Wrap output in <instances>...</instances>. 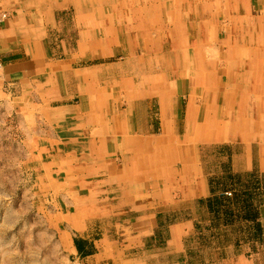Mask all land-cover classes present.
Listing matches in <instances>:
<instances>
[{
	"label": "crops",
	"instance_id": "1",
	"mask_svg": "<svg viewBox=\"0 0 264 264\" xmlns=\"http://www.w3.org/2000/svg\"><path fill=\"white\" fill-rule=\"evenodd\" d=\"M79 1L83 2L0 0V15L9 14L7 22L0 25V91L7 101L18 100L25 92L33 93L35 104L39 106L37 114L43 115L44 109H40L43 106L53 114L62 115L56 121L35 115L34 126L26 118H16V135L25 138V146L29 138L39 137L96 147L97 152L91 150V154L84 148L71 154V159H75L72 158L74 155L76 159L80 158L72 165L83 163L81 174L89 180L84 188L98 191V200L88 205L84 221L110 223L118 216L130 224L127 227L117 224L118 231L122 226L126 230L123 235L126 240L121 246L115 245L116 251L114 247L100 250L93 244L94 253L83 264H104L102 257L108 252L114 256V264H264V197L257 201L256 218L244 225H256L261 229L259 238L263 242L220 245L218 239L224 234L219 230L212 232L209 224L210 220L214 222L211 216L217 208L215 196L218 194L214 190L219 179L254 176L257 189L262 191L258 195L264 196V33L262 45H243L231 38L239 37L240 32L245 37L246 31L254 35L253 30L258 26L264 30V7L257 0H250L251 4L244 7V15L237 17H243V22L235 21L230 33L226 29L223 40L217 35L216 45L212 43L222 56L216 62L215 59L211 61L209 55V64L203 65L205 71L199 85L206 89L204 95L209 89L222 99L214 108L202 97L194 95V75L189 69L190 78L183 68L172 69L174 83L171 88L144 81L145 77L156 75L159 64L153 67L147 64V56L145 65L138 68L129 62L134 56H129L126 47L132 45L126 43L125 34L117 35L116 32L128 29L121 20H116L117 17L124 18L123 8L108 11L115 16L117 41L107 47L106 54L88 59L84 48L90 41L85 36L90 33L98 40L104 37L103 17H99L97 11L77 6ZM197 8L202 12L200 6ZM111 9L113 7L107 8ZM196 19H201L200 14ZM213 25L217 29L214 22ZM251 25L256 27L252 29ZM201 29L204 27L199 26ZM198 38L205 45L206 39H211ZM188 43L200 42L197 39ZM227 43L239 50L245 47L257 50L256 60L231 59ZM167 46H162L161 58L169 53ZM196 51V56L201 57L200 51ZM117 56H122L125 62L110 60ZM231 62L233 65L229 66ZM218 70L222 72L215 73ZM124 81L132 83L129 91L122 85ZM28 86L31 90L26 89ZM106 93L112 98L103 97ZM245 96H248L246 102ZM183 100L187 111L182 119ZM14 112L17 117L24 113L28 115L27 109L21 114ZM105 118H109V122ZM246 120L255 123V129L243 125ZM156 125L159 127L157 132L154 131ZM118 128L125 130L124 135L117 133ZM121 143L128 151L130 146L135 147L136 161L125 159L127 151ZM18 150L23 160L32 157L29 150ZM219 157L226 167L228 165L227 171L218 170ZM24 165L28 163L24 162ZM73 186L83 190L80 184ZM199 202L208 204V212L203 209V214L207 212L210 219L209 231L202 230L203 233L198 231V221L202 218L199 217L201 209L196 206ZM181 214L182 218H179ZM174 217L176 221L167 231L166 245L157 246L160 239L156 235L158 220L168 222ZM90 230L88 227L85 232ZM222 232L227 235L229 231ZM198 236L215 239L212 247L198 242V252L203 260L200 263L188 257L189 240ZM87 237L92 236L87 234ZM152 239L156 246H148ZM132 252L140 256H126ZM169 257L176 261L169 262Z\"/></svg>",
	"mask_w": 264,
	"mask_h": 264
},
{
	"label": "bare ground",
	"instance_id": "2",
	"mask_svg": "<svg viewBox=\"0 0 264 264\" xmlns=\"http://www.w3.org/2000/svg\"><path fill=\"white\" fill-rule=\"evenodd\" d=\"M191 0H83V2L78 3L77 6H82L84 8H88L89 11H93L98 13L99 17L102 20V33L103 38H99L101 40L96 39L92 34L88 33L87 39L90 41L88 45H86L85 53L88 59L97 58L103 55L108 46L113 45L118 39L117 35L121 33L122 35L125 34L127 37L126 43H131L128 46L127 53L134 57H130L129 62L135 64L138 68L140 65H145L146 56L148 57L149 61H146L147 64H150L152 67L153 65L159 64L156 67L155 73L156 75H152L149 78L145 77L146 83H150V85H156L160 87L161 85H165L169 88L173 87V78H172V69L179 71L182 70L186 72L185 74L189 76L187 70L191 71L194 75V95L198 96L208 103L209 106L217 108L220 105L222 99L216 96L214 93H210L209 89L204 95V91L206 89H202L199 85L202 83L201 74L204 73L203 65L209 64V55L211 54V61L215 59L216 62L222 56V53L219 52L220 50L216 47L212 46V43L215 44V39L218 33H216V29L213 25L214 16L217 17V14H221V16L228 17L229 26L226 28L227 31L230 33V28L232 24L236 22H243V17L237 18L236 14L233 9H237V0H227L226 5H222V2L219 0H193L192 4L190 5ZM197 1V3L195 2ZM242 1V0H241ZM249 0H244L242 2L243 7L248 5ZM198 2L206 9L210 10L212 8L214 11L211 14L212 19L202 20L204 22L198 24L201 28H205L207 35L211 39H206L207 44H203L198 36H197V29L198 25L196 26L195 21L201 20L196 19V15L201 14V11L197 8ZM108 7H113L111 10H107ZM124 10L125 15L121 17H117V21L126 25L127 30L124 32L122 29H118L117 35L114 33V29L116 26L115 19L112 14L109 12H113L115 10L121 9ZM240 6L238 5V10ZM115 9V10H114ZM193 9L197 10L193 12ZM109 11V12H108ZM130 11V13H129ZM246 11V10H245ZM191 15H194V19L191 20ZM3 19L4 25L7 20L9 19V14L3 13L0 17ZM0 18V19H1ZM248 22L251 20L249 17L247 18ZM247 19H245L247 21ZM211 21V22H210ZM89 23L91 21L89 20ZM256 25L252 26L251 28H255ZM148 28V30H147ZM244 29H248L245 27ZM158 30L159 34L154 33V31ZM264 30L262 27L258 26L253 30L254 35L250 31L245 32V37L242 36V32H240L239 37L231 36L232 39H236L237 43L239 44H254V45H262V34ZM130 32V33H129ZM238 32V31H236ZM211 35V36H210ZM94 37V38H93ZM218 37V36H217ZM198 39L200 43H192L189 42L191 40ZM94 41V43L92 42ZM92 43V44H91ZM232 43V42H229ZM168 45L167 48L169 50L168 54H165L163 58H161L162 53V46ZM216 45V44H215ZM227 47L229 48L228 52L230 53L231 59H235L238 57L239 60H242L244 57L247 59L253 58L256 60L257 50L253 51L252 48L247 49L246 47L243 50H239L236 48L231 47L227 43ZM241 47V46H240ZM175 50L173 51V49ZM239 48V47H238ZM177 50V52H176ZM196 50H199L201 53V57L196 56ZM224 53V52H223ZM106 54V53H105ZM204 54V58L203 57ZM139 59V60H138ZM163 60V61H162ZM206 64H203V63ZM193 63V65H192ZM191 65L190 67L188 65ZM229 66L233 65V62L228 63ZM164 71L160 72L162 70ZM189 67V68H188ZM2 67L0 66V70ZM165 72V73H164ZM167 72V73H166ZM221 71H216L215 73H221ZM166 74V75H165ZM24 76V75H23ZM190 78V76H189ZM122 85L126 87L129 91V86L132 85L130 82H122ZM120 86V85H119ZM30 89L29 86L26 89ZM31 90V89H30ZM160 90V89H159ZM103 97L106 99L112 98V95L105 94ZM248 100V96H245ZM8 98L0 91V110L7 109L8 111H18L19 114L22 112L24 113V109H27L28 115L25 116L24 114L19 115L18 119H28L31 122V126H34L37 122V117H45L49 119H53L54 121L61 119L60 114L56 115L53 114L51 111L48 110L46 107H41L40 109H44L41 114H37V110H39V106L35 104V98L33 93L25 92L22 98L15 99L12 101H7ZM253 99V98H252ZM5 102L6 104H2ZM46 101H44L45 103ZM30 110V112H29ZM37 115V117H35ZM96 119V116L95 118ZM106 122H109V118H105ZM108 120V121H107ZM229 121V120H227ZM243 125H248L249 128L255 129V123H250L249 120H246V124L242 122ZM241 125V124H239ZM206 126L208 127L209 124ZM218 126H216L217 128ZM117 133L119 135H124L125 130L118 128ZM62 138V137H60ZM0 139L3 140V134L0 136ZM63 139V138H62ZM65 139L63 141H56L54 140H43L39 137H32L29 138V141L26 144V150H29L32 154L30 160H33V167L37 169L38 179L36 182L35 189L36 190H47L52 192L55 197L60 198L59 194H65V203L60 202L57 203L58 206L61 207V212L59 213L60 221H68L74 226L78 225L84 217L87 215V207L88 205L93 204L96 202L98 191L95 190H88L84 188L89 180L87 179L86 175L81 174V170L83 167V163L81 165H72L73 161L76 159L75 155L71 159V154L74 151L82 150L83 148L91 154V150L97 152L96 147L93 145L86 146V143L82 144H67L65 143ZM96 145V143H95ZM97 146V145H96ZM122 148L126 149L127 146H123L121 143ZM11 147V148H10ZM143 149V148H142ZM125 159L136 161L138 158L134 153L135 147L130 146V151L126 149ZM22 156L19 150H15L14 147L7 145L6 143L0 144V163L2 166L0 170V176L7 178V169L10 166H13L14 160L20 159ZM80 159V158H79ZM76 159V160H79ZM9 163V164H8ZM8 164V165H7ZM7 165V168H6ZM10 165V166H9ZM75 166V167H73ZM11 170V169H10ZM6 181L1 183L0 189L7 190L8 186L5 185ZM80 184L83 190H80L78 193L71 192V186ZM38 196V194H37ZM7 197H0V213L3 214L4 218V231H9L11 221V217L13 215H18L19 211H14L13 209L6 208L5 199ZM40 203L37 201L35 203L37 209H40ZM55 205V209H58ZM70 205H72V209H69ZM55 212V211H53ZM53 212H49V216H52ZM54 215V214H53ZM51 219V218H50ZM49 219V220H50ZM18 221V219L16 220ZM53 221V220H52ZM56 222V220H54ZM24 230V228H21ZM32 229H28L30 231ZM25 231V230H24ZM38 255V254H37ZM32 256V263L38 264L39 259L38 256ZM8 253L6 251L3 252L2 257L4 259V263L9 262L11 260L7 259ZM25 256L23 254L15 256L14 260L23 261L25 260ZM31 262H26L25 264H32Z\"/></svg>",
	"mask_w": 264,
	"mask_h": 264
},
{
	"label": "rangeland",
	"instance_id": "3",
	"mask_svg": "<svg viewBox=\"0 0 264 264\" xmlns=\"http://www.w3.org/2000/svg\"><path fill=\"white\" fill-rule=\"evenodd\" d=\"M192 1L193 0L190 1V5L192 4ZM220 1L222 2V5L227 4V0ZM237 1L240 9L238 10L237 5V9H233V11L237 13V17H240L241 15H244L243 12L245 11L242 4L244 0ZM257 1L260 2L261 6L264 7V0ZM195 2L197 3V1ZM200 3L198 2V6H200L202 9L200 14L201 20L195 21L196 26L204 22L202 21L203 19L208 20L210 18L213 20L210 13H212L214 10L210 9V12L209 10H206ZM248 4H251L250 0L248 1ZM192 19H194V15H191V20ZM228 20V17L221 16L219 13L217 14L216 18L214 16V23L217 27L216 30L218 33V38L221 40H223L226 36V29H228L226 27L230 25ZM154 33L159 34L158 30L154 31ZM196 33L199 37L201 36L205 39L209 38L205 28L199 30L198 27ZM114 58L110 60L118 61V63L119 61L122 63L125 62L122 60V56H117ZM182 102L185 103H183L181 110V116L183 119L186 115L185 112L187 111V104L184 100ZM17 115L18 114L14 111H8L7 109L0 110V136L3 134V140L0 139V144L6 143L7 145L14 147L16 151L18 149L24 151V149H26L25 138L21 135H16L17 128L15 123ZM181 127L183 128V124ZM158 128V125H156L154 127V131L157 132ZM205 161L207 162V159H204V162ZM12 162L13 166L9 165L10 167L7 169L8 177L5 178L0 176V185L6 181L5 185L8 186L7 190L0 189V197H7L4 198L6 200L5 203H7L5 205L6 208L10 210L13 209L14 211L18 210L19 213L18 215L16 214L11 217V221L9 222V231H4V217L1 216L3 214L0 213V264H25L26 262L32 263V256L37 254L39 259L38 264H83V262L92 256L94 252L88 256H81L78 254V252H75L76 243H80V241L86 242L88 243L89 247H92L93 244H96L100 247V250L104 249L106 251L110 248L113 249L112 247H114V250L116 251L117 247L115 245L118 246L119 244L121 246V244H123V242L126 240V238L123 237L126 230L124 231L122 226L121 230L118 231L117 224L122 223L125 227H127V225L130 223L124 222L125 220L118 216L115 218V221H111L110 223H89L85 222L83 219L76 226L68 221H60L59 213L62 210L61 207L57 205V203L62 201L65 203V197H63L65 194L61 193L59 194L60 198H57L52 192L43 189L38 191L35 188H32L33 186L35 187L39 174L37 173V169L33 167V160L31 161L29 156H27L24 160L20 158ZM24 162L28 163V165L25 166ZM2 165L0 163V170L2 167H4ZM225 165L226 164L224 160L220 159L219 157L217 159L218 170H222L223 172L227 171L228 165L227 167ZM263 178L261 177V181ZM215 185L216 190H214V192H218L219 194L215 196L217 208L214 211L216 213L212 212V210L208 207L212 214H214L211 216V219L212 217L214 218V222L207 216V203H197L196 206L201 209L199 217H202L198 221V231H201V233H203L202 230L209 231L207 225L210 220L209 224H211V231L216 232L219 230L224 234L220 240L218 239L220 245L232 244L233 246H240V243H256L258 240L263 242V240L259 238L261 229H258L256 225H254V227L244 226L245 224L247 225V223H252L251 221L256 218L257 201L259 202V200L264 197L258 195V192L261 193L262 191L260 190L261 188L259 190L257 189V179L254 176L237 177L233 179L229 177H223L216 181ZM79 191L80 190L76 189L75 187L71 188V192L73 193H78ZM37 201H39L41 204L40 209H37L36 206H33ZM55 205H57L56 207L58 209H55ZM69 207V209H72L71 205ZM203 209L207 211L205 214H203ZM49 212H53L51 217L48 215ZM182 215L183 214L179 215L178 217L182 218ZM17 219L18 221H16ZM54 220H56V222ZM175 221L176 217L171 218V220L168 222H161L160 219L158 220V232L156 235L160 239H158L156 242L157 246L166 245L167 241L165 240L167 239V231ZM87 226L90 227L91 230L85 232L88 228ZM21 228H24L25 231L21 230ZM28 229L32 230L28 231ZM222 230L229 232L226 235L225 232H222ZM87 234L91 235L92 237L88 238ZM213 240L215 239H209L207 236H198L197 239H190L188 246V248H190L188 254L189 259L199 263L200 261H203L201 260L202 255L198 252L200 250L198 248V242H200L205 247H212L214 244ZM89 241H91L92 244H90ZM156 243L155 240L152 239V242L151 240L148 242V246H156ZM4 251L8 253L7 259L11 260L7 263H4V259L2 257ZM17 253H19V255L23 254L25 256L26 259L24 262L14 260ZM126 256L132 257L140 255L138 253L132 252L126 253ZM113 257V254L109 252L108 255H103L102 259L105 260L104 264H114L112 261ZM168 261L174 262L176 261V258L169 257Z\"/></svg>",
	"mask_w": 264,
	"mask_h": 264
},
{
	"label": "trees",
	"instance_id": "4",
	"mask_svg": "<svg viewBox=\"0 0 264 264\" xmlns=\"http://www.w3.org/2000/svg\"><path fill=\"white\" fill-rule=\"evenodd\" d=\"M76 249L78 254L81 256H88L94 252L92 247L88 246V243L80 241V243H76Z\"/></svg>",
	"mask_w": 264,
	"mask_h": 264
},
{
	"label": "built area",
	"instance_id": "5",
	"mask_svg": "<svg viewBox=\"0 0 264 264\" xmlns=\"http://www.w3.org/2000/svg\"><path fill=\"white\" fill-rule=\"evenodd\" d=\"M3 19H4V16L0 19V25L3 23Z\"/></svg>",
	"mask_w": 264,
	"mask_h": 264
}]
</instances>
